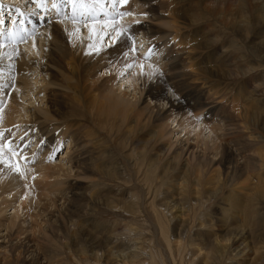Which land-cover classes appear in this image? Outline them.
<instances>
[{
    "label": "bare ground",
    "instance_id": "obj_1",
    "mask_svg": "<svg viewBox=\"0 0 264 264\" xmlns=\"http://www.w3.org/2000/svg\"><path fill=\"white\" fill-rule=\"evenodd\" d=\"M17 1V3H13V0H8L5 3H0V11L4 16L12 14L11 22L15 19L14 14L20 18L19 24V20L14 24L10 22V27L6 28L8 32L3 33L5 30H2V37L0 36V103L3 100L8 103L5 110L0 112V133L4 134V131L7 133L6 129H13L12 126L17 123L18 117L15 115H19V117L21 115L23 123L28 122L27 124H29L26 127L28 130L25 140L28 141V138L32 137L31 140H34V143L30 145L25 140L11 139L7 134L0 138V143L8 141L11 148H18L17 156L14 158L10 152L6 151L5 159L8 160L11 157L10 162L18 165L19 173L5 164H0V189L3 190L2 194H11L13 198L15 197L14 199H21L18 206L12 207V216L15 223L17 220H21V217L23 218L17 232L12 233L10 228L14 226V222L9 223L7 230L10 234L4 235L3 238L6 242L2 241L0 244V264H47L44 254L48 253L46 247L48 244H57L58 247L61 246L66 251L74 250L78 257L88 264H148L147 262L156 257L154 256L156 249L146 250L148 244L141 239L142 232L140 230L142 227L144 228V224L140 220L143 213L142 206L143 210L144 207L147 208L151 218L153 217V226L157 227L154 209L165 213V220L167 219V223L172 225L171 231L176 240H174L172 251H165L166 255H172V263L169 257L171 264H175L174 261L177 259H183L185 252L189 254V258L184 260L186 264H237L238 259H243V257L247 259L244 263L242 262L243 264H264V241L262 240L264 239V139L260 140V136L264 135V96L258 97L259 99L256 100L253 93L250 94L246 89L240 87L238 90L242 91L246 97L241 103L243 104L241 108L246 106L249 109V111L241 109L243 116L236 114L234 109H232V113L230 112L232 104L225 105L223 100L215 102L218 95H222L220 99L229 96L226 90L232 95L230 88H235L236 83L231 85L229 81L235 78L237 73L239 74V70L227 67L226 56L223 53L218 54L220 50L213 48L219 34L214 35V41L205 36L208 33H205V29L202 27L204 23L201 20L203 18L192 13L189 8H185L188 0H139L141 4L138 7L140 8L142 5L145 10L143 13H138L139 15L135 14L138 8L130 12L133 19L134 21L148 20L150 22L127 26L124 29L126 32L116 41L113 40L115 43L112 47H106V50L96 51V53L93 51L98 46L101 48L104 44H102L104 39L101 40V35H104L106 31L109 32L110 28L106 24H101L104 20L96 18L94 22H99L100 26L89 27L88 30L86 28L88 32L84 31L83 33L87 32V34L83 35L77 24L66 25L67 23H63V17L68 22V18L72 19L71 15L74 14L73 10L71 11L72 6L67 0H55L59 4L58 9L53 8L49 3L48 9L55 10L57 15L51 19L44 15L39 18L40 14L35 16L36 10L27 12V3L30 0ZM50 1L53 3V0ZM92 1L96 2L95 10H98L95 11V17L104 4L109 5L110 9L107 10L110 13L114 10L113 0L108 3V0H83L86 7L81 10L77 9L75 13H80L84 9V11L88 10V7L93 4ZM205 1L207 0H197V3L205 5ZM212 1L215 4L214 16H212L213 25H218L220 18L222 19L224 16L225 10L222 12L219 8L221 6L231 7L234 1L236 4H241L240 8L244 13L248 10L250 16H255V20L264 21V0ZM11 3L16 7L13 12L14 8L10 6ZM125 7L128 8V4L123 7L124 11ZM107 10L105 6L103 11ZM228 11H230L229 8ZM2 13L0 14L2 15ZM124 17L126 18V16ZM104 19L113 20L112 18ZM196 22L199 24L195 26ZM166 23L170 30H164L157 26V24L166 25ZM8 38H12L13 41ZM132 39L137 40V43L142 42L140 47L143 46L144 49L140 50H147V53L150 49L149 53L153 52L154 55L165 51L161 57L163 63L158 67V70H161L160 73L153 72L151 75V71L146 69V72H141L146 73L147 78L144 75L140 76L141 72L137 69L144 61L141 54H139L140 56L136 55L138 59L130 56V53L134 54V51L137 50L131 49ZM164 39L166 41L160 42ZM111 40L107 44L112 45ZM136 42H134L135 45ZM161 43L166 50L162 51ZM89 45L92 47L90 48ZM29 46L31 49L33 46L35 48L33 47L31 50ZM160 48L162 49L160 50ZM26 51L30 54L26 55ZM91 52L93 54L87 55ZM229 56L231 55L229 54ZM241 58L243 57L241 56ZM259 58L261 59V57ZM131 63L134 70L136 69L138 72H133L132 76L136 79L134 90L132 89L133 93L129 94V91L116 95L112 92L113 86L109 77L100 78L99 81L98 74L100 72L104 74L107 71L110 75L115 72L118 74L121 69L129 68L127 66ZM231 65L228 64V66ZM221 81L225 83L226 90L220 87L223 85ZM146 82L147 84H144ZM35 83L39 84L33 88ZM138 85L143 89L137 88ZM262 85H264V76L259 87ZM138 89L140 93L137 92ZM40 92H42V97H39L41 96ZM35 97L41 103L40 105L36 102ZM227 98L230 103L236 101L235 97ZM253 103L256 106H253L251 111L250 106ZM215 105L218 109L214 107ZM206 107L207 117H212L214 121L218 122L217 128L223 133L222 138H226L224 143L221 141L219 144H222L216 146L219 151L214 153L213 144H216L214 142L211 143L212 146L207 144L206 142L209 143L212 140L209 141L207 137H204V129L197 128L196 135L205 140V144L203 143L205 149L196 151L198 153L195 154L194 150H198L196 144H190L187 148L186 143L182 144L181 142L170 154L169 151L171 147L173 148L174 142L167 148V154L164 153L163 157H160L155 148H162L161 143L167 133L164 129L175 122V126L179 124L190 126L194 121L191 120L192 115L188 112L190 110L202 111V108ZM213 107L217 111V116L212 112L211 108ZM94 113L105 117L108 123L112 119L114 122L119 121V124H124L126 127L121 125L122 130L129 128L128 134L123 135V138L129 142L125 144H131L132 137L136 136L137 138V134L142 133L145 129H153L149 142L136 144L135 149L138 150V155L121 156L123 160L128 161L127 168L120 166L118 161L110 167V169H115L116 173L114 174H111L104 164L97 163L95 142L98 134L92 127L83 125L84 115L88 114L93 119ZM72 115L73 117L76 115L74 119H70ZM113 118H118V120ZM32 126H35L34 130L31 128ZM229 127L230 131L232 129L233 131L224 133L225 128ZM242 128L246 131H240L243 130ZM16 133H18L15 134L16 136H21L20 131ZM56 133L57 135H55ZM248 134H252V137ZM86 138H91V140L88 141ZM113 138L112 135L111 141L108 143H114L116 138ZM40 139L44 141V144L38 150H34V146L38 145ZM63 139L67 140L70 146V151L66 152L70 167H67L66 170H63L60 165H48L44 161L47 157H52L54 152L60 150ZM214 141H218V139H214ZM88 142L94 143L88 145ZM30 146L31 150H29ZM147 148L150 149L149 153L153 152V154L149 159H146L147 161L145 160L146 168L151 169L160 162L164 174L177 169L180 171L179 177L175 175L172 178V180L176 179V182L183 181L187 185V178L190 171L193 170L192 168L197 172L202 168L201 171L206 175L217 174V186L213 187V193L202 202L196 188L200 187V183L196 181V189L193 193H196V197L191 200L193 203L191 207L188 203V200L190 202L188 192L185 191L187 197L183 196L180 200L179 190L175 188L174 194L176 195L172 196V201L163 202L158 206L148 204L145 197L152 195L150 199L153 202L159 190L153 189L155 187L153 180L149 182L147 178H143L141 182L144 184L139 182L143 173L135 162L136 159L143 158V152ZM127 149L128 145L123 146L122 144L120 150L125 152ZM33 152H36L33 154L34 157H32ZM184 153H189L192 160L187 158L185 163H180L184 165L179 166V161L183 159ZM36 154L39 156L36 157ZM25 156L29 157L24 158ZM24 159L31 163L23 162ZM209 164L215 165L212 167L213 169L208 168ZM125 169H129L132 174L128 179ZM32 170L33 172L36 170L37 177L39 176L41 180L48 178L46 173L54 171L59 173L61 170L66 181L65 188L63 187V190L56 188V192L55 190L54 192L45 191V188L38 187L40 184L42 185L43 181H31ZM177 170H175L176 173ZM164 174L160 175L162 177L159 179L162 180L165 177ZM82 177H86L89 183L75 182V179H83ZM248 177L254 178L255 182L251 179L249 182ZM69 178L74 181L67 182ZM113 180L118 186L122 185L121 188L125 192L120 200H116L111 194V190H101ZM147 182H149L148 186ZM60 183L63 184L62 181ZM182 185L183 183L179 186L182 187ZM144 187L146 188L144 189ZM133 188L134 192L131 191ZM224 189H227L228 192L216 209L215 221L220 228L218 234L211 231L213 220L209 219L207 221L209 227L198 231L195 234V239H192L189 236V230L190 223L194 222L192 216L195 215V209L204 207L206 203L208 204L216 198L220 199L224 194ZM126 193H130V196ZM167 193L165 195L169 194ZM101 194H109V196L102 199L99 198ZM125 194L128 197H125ZM18 195L20 198H17ZM44 200L51 202L52 209L49 210L52 205L48 206L47 202L44 204ZM103 200L105 204L113 207L126 205V207H122L125 208L123 213L129 214L133 221L127 223V227L124 228L125 233L119 231L120 233L116 234L108 226L96 221L97 205ZM12 203L11 200L7 204L5 202V208L10 207ZM29 221L31 223H28ZM204 223H199V228L205 227ZM250 224L254 230L248 227ZM258 231L261 234L260 240L251 236V233ZM26 233L30 234L21 238ZM113 238L131 242L132 249H121L123 248L121 247L110 252L108 248L113 243ZM190 238L192 241L190 247H194L193 244L200 246L196 251V248L194 249L195 253L192 251L193 248L187 250V242ZM140 241L141 243H139ZM34 247L39 248L35 249L37 252L34 251ZM39 250H42L44 254L38 253ZM197 253L198 255H196ZM68 255L64 254L63 260H69ZM151 264L157 263L153 260Z\"/></svg>",
    "mask_w": 264,
    "mask_h": 264
},
{
    "label": "rangeland",
    "instance_id": "obj_2",
    "mask_svg": "<svg viewBox=\"0 0 264 264\" xmlns=\"http://www.w3.org/2000/svg\"><path fill=\"white\" fill-rule=\"evenodd\" d=\"M6 1H8V0H0V3H5ZM27 1H29V0H27ZM109 1L110 0H108L107 3ZM128 1H129L127 3L128 4V8L125 7V9H126L125 11L126 12L130 13V12L134 11V9L138 8L136 10L135 14L139 15L140 13H143V11L145 10V8L142 5L140 6V8L138 7L139 4H141L139 0H137L138 2L136 0H128ZM185 1H187V0H185ZM17 2H18L17 0H13V3H17ZM38 2H39V0L37 1V3ZM205 2H206L205 5H203V4L200 5L199 3H197V0H188L187 1V5H186L185 8H189L192 13H195L196 15L200 16L201 19L203 18L201 21L204 24L203 25L201 24V25L205 29L204 32L208 33L207 35H205L206 37H208V39H210L211 41H214L215 40V39H213L214 35L215 34H219V38H218L217 42L213 44L214 45L213 48H215L216 50H220V53H218V54H222L223 53L224 56L227 57V58L225 57V61L227 62V67H229L231 69L237 68V70H239V74L237 73V76L235 78H233V79H230V81H229V84H231V85L236 83L235 88H230L232 90V95H231V93L229 91L226 90L227 88H224L225 87V83H223L221 81L222 84H223L222 85L223 87L220 86L221 88L225 89L226 92L229 93L228 94L229 96H227V97H230V98L231 97H235L236 101H234V103L233 102L230 103V100H228L227 97H225L223 99H220V98H222L221 97L222 95H220V96L218 95V96H216V101L215 102H221L220 100H223V102H225V105L226 104H232V105H230V106H232L230 108L231 109L230 112L232 113L233 112L232 109H234L236 111L235 112L236 114H238V115L241 114L240 116H243L242 115L243 113H241L242 112L241 109L248 110V111H249V109L246 106L241 108L243 106V104H241V103L243 102L244 98H246V97H244L242 91L238 90L240 87H242V89H246L250 94L253 93V96H254V98L256 100L259 99L258 97L264 96V85L259 87V84L261 85V79L264 76V57H263L264 56V21L262 22L261 20H255V16H250V13H249L248 10L244 13L242 11V9L240 8L241 4H239V3L236 4V2L234 1L235 5L233 4V6H231V7L221 6L219 8L220 11L224 12V10H225L226 13L224 12V16H222V19L220 18L219 23H217L218 25H213L212 16H214L215 4L213 3L212 0H207ZM37 3H34L32 0H30V2L27 3V5H28L27 6V12H29V10H36L37 14L35 13V16L40 14L38 16L39 18H41L43 15L47 16L48 19H51V17L57 16L56 13H55L56 12L55 10L48 9V6L50 4H52V2L50 0H44V7L45 8L44 7L43 8L37 7ZM113 3H114L113 5H115V7L113 6L114 10L111 13L107 10V9H110L109 5H107V4L105 5L104 4L103 7L105 8V6H106V10L107 11H103L104 8L102 7L101 11H99L97 13V15H96L97 17H95L94 16L96 14L95 11L97 12L98 10L97 9L95 10L96 2H93V4L88 7V10L84 11L85 10L84 9L80 13L72 14L71 15L72 19L68 18V22L66 21L67 19L65 17H63L65 20L63 18H60V19H63V21H64L63 23L64 24L67 23L66 25H69V23H73V17L75 16V24H77L79 26L80 31L82 33L84 31H87L89 29V27L100 26L99 22H94V20H96V18H100V19L104 20L103 22H101V24H103V25L106 24V25L110 26L109 32L106 31L104 33V35H101L102 36L101 40L104 39V40H102L103 42L102 41L101 42H102V44L103 43L104 44H103V46H102V44H99L102 47L100 48L98 46V48H96V49H100L98 52L104 51V50H106V47L110 48L115 43L113 41V39H112L113 36L115 37V33H116L115 31H113L114 28L117 29V30H121V29H125L127 26L129 27V26H132V25L137 24V23L147 24L148 22H150L148 20H145V21L136 20V21H134V19H133L134 17H132V15H128V16H126V18L125 17L122 18L119 15V13H124L125 12L123 7L126 4L125 5H121L120 4V0H113ZM14 5L15 4H12V3L10 4V6H13V8H14L12 10V12L15 11V8H16ZM237 6H238V8H237ZM46 7H47V9H46ZM228 8L230 9V11H228ZM232 8H235V9L231 10ZM3 9H5V8H3ZM72 10L73 9H71V11ZM78 10H81V9L78 8ZM240 10H241V12H239ZM0 13H2V12L0 11ZM226 15H228V16H226ZM234 17H236V18H234ZM14 18L15 19H13V21L11 22L12 14L6 15V16H4L3 13H2V15L0 14V21H3V23L0 24V36L1 37H2V34H1L2 30H5V32H3V33H7L8 32V30L6 28L10 27L9 26L10 22H11V24H14L15 21L17 23V21L20 19V18L17 17V14H14ZM104 18H109V19L112 18L113 20H111V21L110 20H105ZM227 18H229V19L231 18V19L228 20ZM60 19H59V21H60ZM247 19H249V20H247ZM195 20H196V18H195ZM164 21L167 22L166 20H164ZM164 21H162V22H164ZM159 22H161V21H159ZM227 22H228V24H227ZM229 22H230V24H229ZM19 23H20V20H19L18 24ZM198 24H199V22L194 23L195 26L198 25ZM240 24H241V26H240ZM157 26H159L160 28H162L164 30L165 29L166 30H170L169 27L167 26V23H166V25L157 24ZM28 27L30 28V26H28ZM86 28H87V30H86ZM234 29H236V30H234ZM241 30H243V31H241ZM87 32L85 34H87ZM171 33H172V30H171ZM25 34H26V32H25ZM85 34L83 33V35H85ZM8 39L10 41H13L12 38H8ZM109 40L112 41V45H110V43L107 44ZM131 41H130L131 42V49L133 51L135 49H137V50L134 51L135 52L134 54L130 53V56L132 58H134V59H138V57H136V55L140 56L139 54H141V58L144 61L143 64H141V66L143 68L140 66V68L137 69V70H139L140 72L141 71L146 72V69L148 71L150 70L151 72L150 71L149 72L151 73V75H153V72L160 73L161 70H158V67H160L162 65V63H163L161 57L165 53L164 49L166 50V48H164L163 44L161 43L162 44L161 47L163 49L160 48V50L162 49V51H164V52H161L159 50L160 53L159 54L157 53V54L154 55L153 52L152 53H149V52L147 53V50H145V51L140 50V49H144L143 46L140 47L142 45V42L137 43L136 42L137 40H135V39H132ZM164 41H166V40L164 39V40H161L160 42H164ZM134 42H136V45H135ZM35 44H36V41L34 43V46H35ZM38 46H39V44H38ZM33 47H32V49H33ZM166 47L168 48L167 45H166ZM29 49H31V47ZM139 52H141V53H139ZM93 53H96V50H94ZM93 53L91 52V53H89L87 55H91ZM29 54L30 53L26 51V55H29ZM173 54H175V53H173ZM229 54L231 56H229ZM146 56L148 57L147 59L145 58ZM241 56L243 58H241ZM259 57H261V59ZM228 59H229V62H228ZM228 64L229 65L232 64L233 66L232 65L228 66ZM248 65H250V66L248 67ZM144 66H145V68H144ZM146 66H147V68H146ZM148 68H151V69H148ZM137 70L136 69L134 70V66L131 63V67L125 68V69H121L118 74H116V72H115V73L110 75V73L105 71L104 74H103V72H100L98 74V78H99V81H100L103 78H108L109 77L111 79V81H112V86H113L112 87V90H113L112 92H114L116 95L120 94V93H127L129 91H130L129 94H131V93H133L132 89L134 90V87L136 85L135 84V80L136 79H135V77H132V76H133V72H137ZM143 72H141L140 76L144 75V77L147 78V74L143 73ZM33 82H34V80L32 81V83ZM147 82L144 83V84H147ZM38 84L35 83L33 88L36 87ZM141 84L143 86V83H141ZM142 86L138 85L137 88L143 89ZM139 89L137 90L138 93H140ZM41 94H42V92H40V95ZM33 95H35V94H33ZM39 97H42V95L39 96ZM36 98L37 97H35L36 102L40 105L41 103ZM0 100H1V98H0ZM146 102H148V101H146ZM7 104L8 103L6 101H4V100L1 101V103H0V112H3L5 110ZM235 105H237V106H235ZM217 106L221 108V106H219V105H217ZM253 106H256L255 103H253L250 106V110L251 111H252V107ZM30 107L32 108V106H30ZM214 107L216 109H218L216 107V105ZM214 107L211 108V109H213L212 112L217 116V113H216L217 111L214 110ZM188 113L190 115H192L191 116V120L194 121L193 124H191L190 126H187L189 128H187L185 125L182 126L180 124H179L180 125V128H179V125L175 126L176 125V122H175L174 124L172 123L170 126H167L164 129L165 133L166 132L167 133L165 134V136H164V138L162 140V143H161L162 148L161 149H159V147L155 148V150L158 151L157 154H159L160 157H163L164 153L167 154V152H168V151H166L167 148L169 147L170 144H172L174 142L175 143L173 144V148L171 147V149L169 151L170 154L173 152V150H175V148H177V146L181 142H182V144L186 143L185 146L187 148H188V146L190 144L191 145H195L196 144L198 146V148H197L198 150H196V149L194 150L195 154H197L202 149H205V146L203 147V145L205 144V140H202V138H200V137L198 138V136L196 135L197 128L204 129L203 130L204 137H207L209 141L212 140V142H209V143L206 142L207 144L211 145V143L213 144V142L216 144V145L213 144L214 150H215L214 153H217L219 151L218 150L219 148H217V147L220 144L225 142L226 138H224V137L222 138V134L223 133L221 131H219V129L217 128L218 122L214 121V119L212 117H209V116L207 117V115H206L207 114V107L206 108H202V111L190 110V112H188ZM94 115H93V119L90 118L88 114L84 115L85 122H83V125H85L87 127H92L95 130V132L98 134V136H96L97 140L95 142V145H96L95 149H96L97 160H98L97 163L98 164L99 163L100 164H104L105 166H107V169L110 170L111 174L116 173L115 169H110V167H112V165L115 162H117V161L119 162L120 166L122 165V166H125L127 168L128 161L126 162V160H123L121 158V156H136V155H138V150L135 149L136 144H138V143H141V144L144 143L145 144V142L146 143L149 142L151 140V138H149V137L152 136L151 132H152L153 129H151V128L145 129L142 133L137 134L140 137H138V136H137V138H136V136L132 137L131 142H130L131 144H125V143H129V142L126 139L123 138L124 137L123 135L124 134H128L129 128H128V130H122L121 129V125H124V124H119V121L114 122V121H112V119H110L111 121H109V123H108L107 119L105 117L99 116L98 114H95V113H94ZM15 116H18L17 120H16L17 123L12 126L13 129H9V130L6 129L7 133H5V131H4V134H7V136H9L11 139H17L19 141L25 140L26 139L25 135H27V130H28V128H26V127L29 124H27L28 122L27 123L26 122L23 123V121L20 118L21 115H20V117H19V115H15ZM74 117L72 115L70 117V119L71 118L74 119ZM113 119L118 120V118H113ZM33 127L35 128V126L31 127L34 130ZM231 128H233V126H231ZM231 128L230 127L229 128H225L224 133L225 132L231 133L233 131V129H234L233 128L230 131ZM242 129L243 130H240V131H243V132L246 131L244 128H242ZM17 131L21 132V136H19V135L16 136L15 135V134H18V133H16ZM132 132H134V131H132ZM148 133H150V134L148 135ZM55 135H57V133ZM110 135L111 136L113 135V137H114L113 139L116 138L114 143L112 142L113 144L111 142L108 143L109 141H111L110 140V137H111ZM130 135H132V134H130ZM248 135L249 136L251 135V137H252V134H248ZM253 136H254V134H253ZM31 138L32 137H29L28 141L27 140H25V141L28 142V143L26 142L27 144L33 145L34 140H31ZM260 138H259L260 140H263L264 139V135L262 134L260 136ZM214 139H218V141H214ZM86 140L89 141V140H91V138H86ZM221 141H222V143L219 144V142H221ZM93 143L94 142H88V145H93ZM43 144H44V141L42 139H40V142L38 143L39 146L38 145L34 146L35 147L34 150H38V148L41 145H43ZM122 144H123V146L128 145V149L125 152L124 151L122 152V150H120L121 147H122ZM210 145H208V146H210ZM200 146H201V148H200ZM13 149H16V151H18L17 147H14ZM31 149H32V147L30 146L29 150H31ZM256 150H255V152H256ZM69 151H70V146L67 143V140L63 139L62 142H61L60 150L58 152H54V155H52V157H47V159H45V160L43 159V160L46 161L48 165H50V164H53V166H59L60 165L61 167H63V170H66L67 167H70V164H69V161H68L69 157L67 156L68 154H66V152H69ZM156 151H154V152L156 153ZM196 151H198V152L196 153ZM149 152H150V149L147 148V150H145V152H143V154H144L143 158L135 160V162H137L138 166L141 167V168L139 167V169H141V172L143 173V176L141 175V178L139 179V182L141 184H144V183L141 182V179H143V178H147V181H149V182H151L153 180V181H155V187L153 189L159 190L157 192V194L155 195V198H154L153 202H151V199H150V197L152 195L151 196L149 195V196L145 197V201L148 204H150V205L154 204L155 206H158L159 204H161L163 202L166 203V202L172 201V199H171L172 196L175 197V195H176V194H174L175 189H178L179 190V195H180L178 197H179L180 200H181V198L183 196L187 197L186 192H188V196H189L188 198L190 199V202L188 200V203H189V206L191 207V204H193L191 200H193L196 197V193L193 194L194 193V189H196V188L198 189V196L200 198H202L201 200H202V202H204V200H206V197H209L211 195V193H213L212 192L213 189L216 188L218 175L214 174V173L206 175L204 172L201 171L202 170L201 167H200L201 169H199L201 171V173H200L199 170L197 172L194 168H192L193 170L190 171V174L188 175V178H187V185L183 181H180V182L177 181L176 182V179L172 180V178H174L175 175H177V177H179L180 171H178L177 169H174V171L165 172V174H164V172L162 173V171H164V170L162 169V164L160 162H158V164L155 165L151 169L146 168V163H147L146 159H149L151 154H153V152H151V153H149ZM35 153L36 152L32 153V157H34L33 154H35ZM189 155H190L189 153H184L183 159H181L179 161V166H183L184 164H180V163H183V162L185 163V159H187V158L188 159L190 158L192 160V157L189 156ZM37 156H39V154H36V157ZM28 157L29 156H25L24 158H28ZM210 157L212 158V156H210ZM22 161L26 162L27 164L31 163V161H29L27 159H24ZM59 162L62 163V164H60ZM207 166H208V168H212L215 165H212V164L210 165L209 164ZM142 169H144V170H142ZM175 170H177V173H176ZM31 172H33V170ZM59 173H61V174H59ZM59 173H56V171L48 172V173H46V175H48V178H46L44 180H41V178L39 176L37 177V172L35 170L30 177H31V181L32 182H35L36 180L43 181L42 185L40 184L38 187L43 188V189L45 188L44 189L45 191L54 192V190L56 188H58V190H60V189L63 190L65 188L64 184H65L66 181L64 180L63 173H62L61 170H60ZM254 173H257V172H254ZM125 174L127 175V179L129 177V175L132 176V174L129 171V169H125ZM163 174H164L165 177L162 179L163 180L162 181L159 178H161L162 176H160V175H163ZM208 175L213 177V179H211V177H209ZM50 176H53V177L50 178ZM180 177H181V175H180ZM82 178L83 179L80 178L81 180L80 179L79 180L75 179L76 180L75 182H79V183H83V184L89 183V180L86 177H82ZM248 178H249V182H250L251 177H248ZM86 179H87V181H86ZM188 179H189V182H188ZM115 180H117V179L115 178ZM254 180H255L254 178L251 179V181L255 182ZM61 181L63 182V184L60 183ZM69 181L73 182L74 180H70V178H69V180L67 182H69ZM196 181H197V183L198 182L200 183V187L199 188L195 186V182ZM149 182L146 183L147 186H148ZM59 183H60V185H59ZM182 183H183V185H182V187H180ZM108 184H109V186H108ZM121 187H122V185L118 186L116 184V181L113 180V181H110L109 183H107L106 187L102 188L101 190H104V189L107 190V191H108V189H109V191L111 190V194L114 195L116 200H118V199L120 200V198L121 199L123 198L122 196H123V192H124ZM145 188L146 187H144V189ZM56 190H55V192H56ZM131 191L134 192V188L131 189ZM2 192H3V190L0 189V244H2L1 243L2 241L6 242V240L3 238V236L6 235L7 233L10 234V232L7 230V227L9 226V223L13 221V216H12L13 209H12V207L15 206V205L18 206L19 203L21 202V199H14L15 197L13 198L11 196V194L10 195L2 194ZM226 192H228L227 189H224V191H223L224 194L222 195V197L220 199L216 198L215 200L211 201L210 203H208V204L206 203L204 205V207H197L195 209V213H194L195 215L192 216L194 222L190 223L191 228L189 230V236L192 239H195V234L198 231H200L202 229H206V228L209 227V224L207 225V221L209 219H212L213 223H214V224L212 223L211 231L214 234H218L220 228H219L218 223L215 221V219L217 217V212H216L217 210L216 209L220 205L221 200L225 197L224 195H226ZM138 193H139V188H138ZM166 193L168 195H165ZM199 193H200V195H199ZM126 194H128V196H130L129 195L130 193H126ZM126 194H125V197H128V196H126ZM19 196L20 195H18L17 198H20ZM108 196H109V194L108 195L101 194V196L99 198L105 199V197H108ZM10 200L13 203L11 204L10 207L5 208V205ZM15 201H16V203H15ZM5 202H6V204H5ZM107 202H109V201H107ZM45 203L48 204V206L51 204V202L49 203L48 201L44 200V204ZM101 203L99 202V204L97 205L98 206L97 207V211L98 212L96 214L97 215L96 216V221L98 223H101L102 225H104L106 227L108 226L116 234H118V233H120L122 231L125 233L126 230H124V228L127 227V223L130 222V221L131 222L133 221L132 217L129 214L123 213L125 208H122V207H126V205H119V206H117L119 208H117V207H113L112 205H109V204H108L109 205V207H108V205L104 203V200ZM42 206H43V204H42ZM42 206H41V208H42ZM50 207L51 208H49V210L52 209L53 205L50 206ZM141 210H142L143 213H142V217L140 218V220L144 224V228L142 227L141 230H140L142 232L141 239L145 240L147 242V244H148V248H145V247L144 248L146 250H148L149 248L154 249V250L156 249L155 250L156 255H154L156 257H154V258L152 257V258L157 264H166V263L167 264H171L172 263V255L171 256L166 255L167 253H165V251L166 252L167 251L169 252V250L172 251L174 240H176V237H174L175 235L171 231L172 230V225L167 223V219L165 220V215H164L165 213H163L162 211H159L158 209H157V211L154 209V217H155V222H156V226H157V227H155V226H153L154 225L153 224V217L151 218V215H150L148 209L144 207V210H143V206H142ZM3 221H4V223H3ZM21 221H23L22 217H21V220L20 219L17 220L16 223H15V221H13L14 222V226H11V228H10L12 233L18 231V227L21 226V224H22ZM20 222H21V224H20ZM201 222H205L204 225H206V226L202 227V228H199L198 224L201 223ZM215 222H216V224H215ZM28 223H31V222L29 221ZM248 227L251 228V230H254L252 224H250ZM28 234H30V233H26L25 235H22L21 238L27 236ZM251 236L254 237V238L257 237L258 240H260V238H261V234H260L259 231L251 233ZM191 238L187 242V245H188L187 246L188 247L187 250H189L190 248H193L192 251L195 253V251L198 249L197 247H200V246L199 245L195 246L193 244L194 247H190V246H192V241H190ZM153 239H154V242H153ZM262 240L264 241V239H262ZM141 241L139 243H141ZM112 242L113 243L109 245L110 249L108 248V250L110 252H112V251L114 252V251L117 250V248H121V247H123L121 249H127V248L132 249V246H131L132 243L131 242L129 243V241H126V240H122L121 241V239H114L113 238ZM46 247H47V252H48L47 255L44 254V252L42 250H39L40 252L38 251V253L42 252L46 256L45 258H46L47 264H88L87 262H85L82 259H80L78 257V255L74 252V250L66 251L61 246L58 247L57 244H51V245L48 244ZM136 247H138V246H136ZM35 249H39V248L34 247V251H35ZM194 249H195V251H194ZM35 252H37V251H35ZM64 254H69L68 255L70 257L69 260H67V261L63 260ZM250 254H251V252H250ZM183 255H184L183 259L182 258L179 259V260L177 259V261H174V263L175 264H186L185 261L189 258V254H187V252H185V253H183ZM196 255H198V253ZM42 257H44V256H42ZM169 257L171 259V263L169 262L170 261ZM238 260L239 261L237 262V264H243L247 259H245L243 257V259H238ZM240 260H242V261H240ZM152 261H149L147 263L151 264Z\"/></svg>",
    "mask_w": 264,
    "mask_h": 264
},
{
    "label": "snow or ice",
    "instance_id": "obj_3",
    "mask_svg": "<svg viewBox=\"0 0 264 264\" xmlns=\"http://www.w3.org/2000/svg\"><path fill=\"white\" fill-rule=\"evenodd\" d=\"M33 2L37 3V0H33ZM67 2L71 4L74 14L78 8L82 9V8L86 7L83 3V0H67ZM127 3H128V0H120L121 5H125ZM113 6L115 7V5H113ZM37 7L43 8L44 7V0H39V2L37 3ZM52 7L58 9L59 4L56 3L55 0H53ZM119 15L121 17H124V16L131 15V13L124 12V13H119ZM2 23H3V21H0V24H2ZM73 23H75V16L73 17ZM77 31H79V30L77 29ZM90 31H91V29H90ZM113 31L116 32V36L113 38L114 41L116 39L120 38V36H122L126 32V30H124V29L117 30L115 28L113 29ZM21 39H23V38H21ZM89 47L91 48L92 45H89ZM96 51H99V49H96ZM149 52H151V49L149 50ZM145 58L147 59L148 57L146 56ZM127 67H131V65H128ZM0 138H3L2 133H0ZM6 151L10 152L12 157L17 156V151H16V149L11 148L10 142L5 141L4 143H0V164H5L7 167L11 168L13 171L19 173L18 165H14L10 162L11 157H9L8 160L5 159ZM20 155L22 156V153Z\"/></svg>",
    "mask_w": 264,
    "mask_h": 264
}]
</instances>
